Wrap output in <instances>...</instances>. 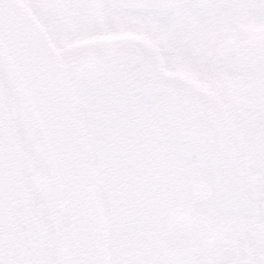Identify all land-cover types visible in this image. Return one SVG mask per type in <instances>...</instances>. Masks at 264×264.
I'll use <instances>...</instances> for the list:
<instances>
[{
  "label": "snow or ice",
  "instance_id": "1",
  "mask_svg": "<svg viewBox=\"0 0 264 264\" xmlns=\"http://www.w3.org/2000/svg\"><path fill=\"white\" fill-rule=\"evenodd\" d=\"M0 264H264V0H0Z\"/></svg>",
  "mask_w": 264,
  "mask_h": 264
}]
</instances>
